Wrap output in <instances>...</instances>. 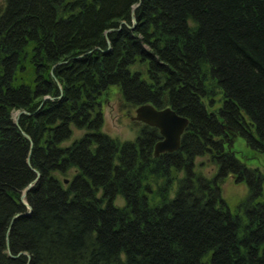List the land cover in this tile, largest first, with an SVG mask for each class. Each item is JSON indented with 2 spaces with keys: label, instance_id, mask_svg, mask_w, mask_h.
I'll return each instance as SVG.
<instances>
[{
  "label": "trees",
  "instance_id": "trees-1",
  "mask_svg": "<svg viewBox=\"0 0 264 264\" xmlns=\"http://www.w3.org/2000/svg\"><path fill=\"white\" fill-rule=\"evenodd\" d=\"M2 2L0 264H264V178L225 143L264 154V0ZM111 87L186 118L178 150L154 157L147 126L104 134ZM230 175L248 187L234 212Z\"/></svg>",
  "mask_w": 264,
  "mask_h": 264
},
{
  "label": "rangeland",
  "instance_id": "rangeland-1",
  "mask_svg": "<svg viewBox=\"0 0 264 264\" xmlns=\"http://www.w3.org/2000/svg\"><path fill=\"white\" fill-rule=\"evenodd\" d=\"M2 4L3 2L0 0V5L2 6ZM215 102V108H218L221 104L220 95L215 97ZM137 108L138 107L133 108L128 104H125L121 98L118 88L111 87L101 98V117L103 122L101 131L114 141H133L139 130L143 126H146L141 122L132 120V118L136 116L135 111ZM14 116L16 117L15 114ZM157 131L159 133L158 129ZM80 134L83 133L81 131L73 130L71 139L64 144H70L73 140L78 138ZM227 135L225 143L228 151H230L233 156L235 155L239 161L244 163L247 168L254 170L259 176L264 178V154L250 150L246 146L243 139L238 137L236 134L232 135L228 132ZM161 141H163V137H161L158 142ZM158 142H156L155 145ZM153 156L158 157L159 155H154L153 153ZM195 171L201 173L207 179H211L217 173V168L209 163V158L207 156H204L196 158ZM178 176L181 177L182 174L179 173ZM219 188L221 200L224 201L225 205L231 212L236 210L237 206L246 198L248 194V187L246 183L236 182L232 175L227 176L219 184ZM261 190L263 194L259 199L260 201L264 199V185L261 187ZM115 204L117 206H122L124 201L121 197H118Z\"/></svg>",
  "mask_w": 264,
  "mask_h": 264
},
{
  "label": "water",
  "instance_id": "water-1",
  "mask_svg": "<svg viewBox=\"0 0 264 264\" xmlns=\"http://www.w3.org/2000/svg\"><path fill=\"white\" fill-rule=\"evenodd\" d=\"M24 113V111H20L16 114L14 124L17 125L18 116ZM135 113L136 116L132 118V120L141 122L151 128H157L161 137H163V141L158 142L155 145L154 155H160L162 153H173L178 150L181 135L183 134L188 124V120L186 118L179 117L174 111L168 108L158 110L151 105L139 106L136 109ZM38 177L39 174L35 171V179L33 180V182H35ZM31 186L32 184L29 185L25 190H23L20 196L22 205L27 209V212L25 213L26 215L30 214L31 212L30 206L25 201L26 193L29 191ZM19 216H21V214L15 215L10 221V225L12 221ZM7 253L9 256H12L8 251ZM21 254L26 255V257L29 259L28 254L19 253L17 256Z\"/></svg>",
  "mask_w": 264,
  "mask_h": 264
},
{
  "label": "bare ground",
  "instance_id": "bare-ground-1",
  "mask_svg": "<svg viewBox=\"0 0 264 264\" xmlns=\"http://www.w3.org/2000/svg\"><path fill=\"white\" fill-rule=\"evenodd\" d=\"M133 20H134V23H133ZM132 23H133V26H134V24H135V19H134V17H132ZM132 28H133V27H132ZM107 45L109 46V42H108V41H107ZM167 108L170 109V110H172L170 107H166V108H164V109H167ZM172 111H173V110H172ZM178 116H179V115H178ZM14 117H15V116H14ZM179 117H182V116H179ZM182 118H184V117H182ZM33 183H34V182H32L31 184L33 185ZM31 184H29V185H31ZM29 185H28V186H29ZM28 186H27V187H28ZM27 187H26V188H27ZM31 187H32V186H31ZM31 187H30V189H31ZM26 188H25V189H26ZM25 189H24V190H25ZM30 189H29V190H30ZM26 203H27V202H26ZM27 204H28V203H27Z\"/></svg>",
  "mask_w": 264,
  "mask_h": 264
}]
</instances>
